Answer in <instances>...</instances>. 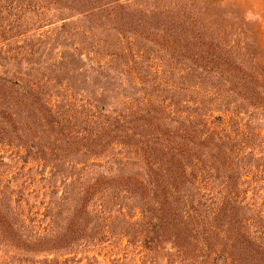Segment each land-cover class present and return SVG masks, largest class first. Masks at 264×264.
I'll use <instances>...</instances> for the list:
<instances>
[{
	"label": "rangeland",
	"instance_id": "rangeland-1",
	"mask_svg": "<svg viewBox=\"0 0 264 264\" xmlns=\"http://www.w3.org/2000/svg\"><path fill=\"white\" fill-rule=\"evenodd\" d=\"M0 264H264V0H0Z\"/></svg>",
	"mask_w": 264,
	"mask_h": 264
}]
</instances>
